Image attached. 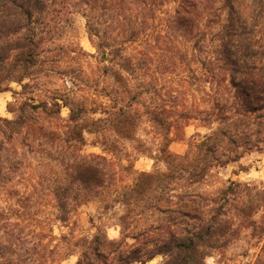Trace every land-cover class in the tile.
<instances>
[{
	"label": "rangeland",
	"instance_id": "1",
	"mask_svg": "<svg viewBox=\"0 0 264 264\" xmlns=\"http://www.w3.org/2000/svg\"><path fill=\"white\" fill-rule=\"evenodd\" d=\"M174 7L173 2L166 3L162 10L171 11ZM62 16L59 20L49 12L35 26L41 38L40 64L24 81L31 84L27 93L15 94L21 88L14 83L9 91L0 92L1 118L14 119L18 105L25 100L51 102V98L59 96L74 108L85 106L93 110L97 105L110 104L105 92L117 97L123 91L115 80L116 74L105 71V63L100 62L85 19L75 12ZM100 24L101 29L109 27V36L118 40L115 46L128 33L126 26H108L105 19ZM146 35L153 36L148 41ZM158 36L156 29H143L137 42L124 47L121 53L144 64L141 76L131 77L132 85L138 87L143 80L150 87L134 107L139 119L130 139L119 142L128 161L118 165L127 170L119 172L115 186L109 184L100 190L101 196L92 197L73 180L78 155H105L99 134L85 133L84 142L75 145L65 139L49 138L39 130L34 139H25L23 131L11 145L14 173L7 183H0L2 246L16 235L35 264H77L83 259L82 254L92 260L91 254L99 246L105 258L100 257L96 264H124L119 260L131 257L127 253L130 246L140 244L143 250H149L174 235L201 231L217 217L222 204L220 192L234 183L239 187H233L237 194L231 199L236 198L237 202L238 196L243 197L252 200L253 206L244 215L236 203L226 206L228 214L218 216L217 228L230 229L227 235L216 231L220 247L212 249L202 264H252L256 257H264V233L249 226L252 222L264 224V113H257L251 122L247 131L252 147L244 149L238 161L221 165L212 154L198 151L197 145L211 134L203 126V108L209 104V95L214 94L206 83L211 74L203 72V47L187 42L180 27L161 36V41H154ZM114 63L122 62L116 59ZM224 79V75L218 78ZM217 91L225 93L221 88ZM152 110L159 115L160 126L151 122ZM68 116V108L62 105L58 126H52L42 116L35 117L29 126H43L46 134L50 128L66 126ZM242 132L239 124L233 130L238 135ZM241 139L237 145L243 150ZM166 147L178 156L190 150L189 156L173 164L160 152ZM222 147L219 153L224 151L230 156L232 147ZM142 174L148 177H141ZM135 183L138 188L133 192ZM67 185L70 190H80L88 201H83L62 223L56 220L57 205L52 193ZM183 193L200 198L177 203L174 196ZM115 196H120L121 203L112 202ZM166 260V256L157 255L146 264H163Z\"/></svg>",
	"mask_w": 264,
	"mask_h": 264
},
{
	"label": "trees",
	"instance_id": "2",
	"mask_svg": "<svg viewBox=\"0 0 264 264\" xmlns=\"http://www.w3.org/2000/svg\"><path fill=\"white\" fill-rule=\"evenodd\" d=\"M171 2L175 4L173 10H162L163 5ZM49 12H53L59 20L64 17L63 14L73 12L85 19L100 62L105 63V71L116 74L115 80L121 84L123 91L117 97L105 92L110 104L97 105L93 110L85 106L74 108L72 103L54 96L51 102H21L14 119L0 117V183H7L14 173L12 170L16 168L11 159V145L16 137L24 131L25 139H34L39 130L49 138L65 139V142L75 145L84 142L85 133L99 134L97 137L105 155H78L73 181L95 198L101 196L100 190L109 184L115 186L119 172L127 170L118 163L128 161L119 142L130 139V133L139 119L134 107L150 88L143 80L138 87L132 85L131 77L141 76L144 64L133 62L129 55L121 53L124 47L137 42L138 34L143 29H156L159 36L154 41L158 42L163 39L161 36L180 27L187 42L203 47V72L211 74L210 82L206 83L210 85L209 92L213 91L214 94L209 95V104L203 108V126L211 134L197 145L198 151L212 154L221 165H225L238 161L244 149L252 147L247 130L257 113H264V0H0V92L9 91L13 83L21 88V92L15 94L23 95L30 89L31 84L24 81L30 79L40 64L41 38L35 26L42 23V18ZM101 19H105L108 26L116 23L128 28V33L119 39L121 43L118 46L114 45L118 40L112 39L107 32L109 27L101 29ZM152 36L146 35L145 38L149 41ZM116 59L122 63L115 65ZM221 75L225 76L224 80H218ZM217 88L225 93L218 92ZM116 93H119L118 90ZM62 105L69 110L66 126L50 128L46 134L43 126L38 129L29 126L35 117L41 116L52 126H58L62 121ZM149 114L151 122L160 126L161 120L156 111L152 110ZM238 124L244 129L240 135L233 133ZM240 139L243 140V150L237 145ZM227 144L232 147L230 156L224 151L219 153L222 146ZM189 151L178 156L171 154L167 147L160 150L173 164L186 160ZM49 155L53 156L52 153ZM141 177L148 175L142 174ZM233 187L237 188L239 184L230 183L220 192L222 204L217 209V217L201 231L174 235L149 250H143L140 244L130 246L127 253L131 257L119 262L146 264L155 256L162 255L167 258L163 264H202L207 256H211L212 249L220 247V239L215 238L216 231L221 230L227 235L230 229L223 225L224 229L217 228L218 216L228 214L226 206L236 203L242 215L253 206L252 200L243 197L238 196L237 202L236 198L231 199L237 194ZM137 188L138 183H135L132 191L135 192ZM52 195L57 205L56 220L62 223L83 201H88L82 198L80 190H70L68 185L56 189ZM174 198L177 203L183 204L200 197L183 193ZM69 199L71 202H68ZM121 201L120 196L112 200L113 203ZM249 226L264 233L261 222H252ZM221 237L224 238L223 235ZM12 239L3 246L0 243V264H35L19 237L12 235ZM261 250L264 253V242ZM81 256L83 259L77 264H96L100 257L105 258L99 246L93 250L92 260L86 254ZM252 264H264V257H256Z\"/></svg>",
	"mask_w": 264,
	"mask_h": 264
}]
</instances>
